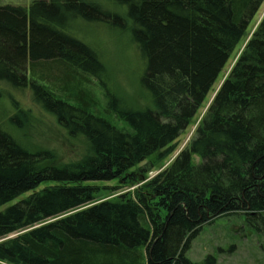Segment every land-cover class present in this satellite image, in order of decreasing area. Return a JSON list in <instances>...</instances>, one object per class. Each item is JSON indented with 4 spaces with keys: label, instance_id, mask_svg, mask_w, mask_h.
<instances>
[{
    "label": "trees",
    "instance_id": "trees-1",
    "mask_svg": "<svg viewBox=\"0 0 264 264\" xmlns=\"http://www.w3.org/2000/svg\"><path fill=\"white\" fill-rule=\"evenodd\" d=\"M105 2L0 6V84L34 106L0 103V264H194L201 226L228 215L264 234V0ZM86 26L129 33L145 106L109 89ZM43 116L74 159L20 142ZM96 182L133 189L104 200Z\"/></svg>",
    "mask_w": 264,
    "mask_h": 264
},
{
    "label": "rangeland",
    "instance_id": "rangeland-1",
    "mask_svg": "<svg viewBox=\"0 0 264 264\" xmlns=\"http://www.w3.org/2000/svg\"><path fill=\"white\" fill-rule=\"evenodd\" d=\"M31 1L33 0H0V6L10 5L27 7ZM94 1L105 2V0ZM263 14L264 4L257 16V21L262 18ZM80 31L81 34L85 36L86 40L96 47L99 52L100 60L104 63L106 68L107 76L105 82L109 89L120 96L122 102L128 107L129 104L141 107L145 106L146 101L141 96L140 92V77L144 72L145 63L142 62L136 49L129 42V33L111 31L104 27L89 26L82 28ZM239 52L240 51L237 50L234 53L222 77L228 72L234 61V57H236ZM40 75L41 73L37 71L35 77L39 78L41 77ZM44 75L50 77L47 72H44ZM88 80L90 87L94 90L93 94L96 97L97 111L102 113L106 109L105 91H103V89L100 90L94 78L88 77ZM220 82L221 80L216 84L214 90H216ZM7 92H9L8 95L11 96L14 101L18 102L20 109L34 107L31 102V93L29 89L23 92L14 91L7 85L0 84V103L4 107L7 105L9 106L7 103L10 102L7 97ZM212 94L213 92L210 93L209 99H211ZM12 114L13 110L10 108V111L7 112V116L11 117ZM44 120L46 122L45 124L37 123L34 129H26L25 132L20 133V142L34 150L44 149L50 151L55 157L61 159V161L74 159L79 153L75 151L76 147L68 146L62 139V135L59 131L50 123L51 121L47 117H44ZM194 127L188 128L187 132L179 138L178 143L180 149H182L191 138ZM193 160L196 163L199 161L197 157H194ZM167 163L168 161L165 162L164 165L166 166ZM87 184L93 185V183ZM95 184L105 186L109 189L108 191L101 192V198L104 200H110L133 189L122 188L112 192L111 188L117 187L114 182H96ZM185 256L194 264H204L209 256L214 258V264H264V234L259 233L252 227L244 215L221 216L211 223L201 226L199 233L192 240Z\"/></svg>",
    "mask_w": 264,
    "mask_h": 264
}]
</instances>
